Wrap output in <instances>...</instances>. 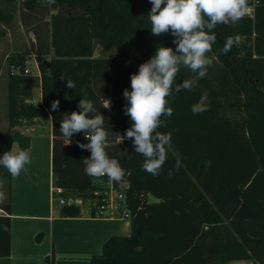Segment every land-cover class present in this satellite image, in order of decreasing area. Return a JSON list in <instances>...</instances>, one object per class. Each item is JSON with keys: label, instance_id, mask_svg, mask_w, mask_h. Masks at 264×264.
<instances>
[{"label": "trees", "instance_id": "16d2710c", "mask_svg": "<svg viewBox=\"0 0 264 264\" xmlns=\"http://www.w3.org/2000/svg\"><path fill=\"white\" fill-rule=\"evenodd\" d=\"M15 1L0 0V37L18 12ZM54 4L62 10L51 14L50 43L41 40L35 50L39 73L25 70L30 51L8 55L9 128L0 131V157L12 150L17 128L51 118L54 186L63 188L64 195L90 198L95 178L86 175L83 159L91 153L76 143L89 141L81 132L66 145L59 129L66 114L79 111L81 99L91 100L96 113L89 115L105 117L106 152L127 172L132 232L110 237L90 264H226L241 259L264 264V0L255 18L245 15L237 23L216 26L208 53L215 58L207 75L191 91L167 98L174 112L170 119L162 117L166 127L157 131L171 135L175 154L169 152L155 176L142 170L144 157L135 152L132 140L119 141L132 126L124 114L123 91H131V74L159 46L175 49L174 37L151 34L150 0ZM23 6L34 11L49 5L24 0ZM230 37L239 40L224 54ZM96 43L109 54L96 57ZM194 76L181 67L176 83ZM66 80L75 88L69 89ZM35 88L41 89V103L34 101ZM205 93L209 110L194 115L191 107ZM55 100L60 104L53 111ZM231 111L244 116L231 118ZM0 177L11 175L0 166ZM149 195L158 201L151 202ZM0 208L10 214L11 204ZM63 208L65 215L81 214L79 206ZM11 229L10 215L0 214V257L11 255Z\"/></svg>", "mask_w": 264, "mask_h": 264}, {"label": "clouds", "instance_id": "9594fccd", "mask_svg": "<svg viewBox=\"0 0 264 264\" xmlns=\"http://www.w3.org/2000/svg\"><path fill=\"white\" fill-rule=\"evenodd\" d=\"M39 2L52 5L55 0ZM150 3L152 8L148 17L151 34L161 36L170 33L176 47L159 46L155 55L140 64L137 73L131 74V91L125 89L123 97L127 101L124 114L132 121V126L125 135L120 136V142L132 140L135 152L144 157L142 170L155 176L161 174L169 152L175 154L171 135L157 131L162 126L166 127V119H170L174 112L168 107L167 98L174 92L191 91L198 80L207 75V69L215 58L214 55L208 56L216 40L213 30L218 24L239 22L247 14L249 5L248 0H150ZM237 40L239 37L235 40L228 38L222 52L230 53ZM181 67L189 69L195 76L176 83ZM60 80H64L63 76ZM66 81L69 89L75 88L74 82ZM59 104V100L53 101L51 109L57 110ZM78 107L79 111L66 114L60 122L59 130L66 145L72 143L74 134L84 133L89 142L76 143L91 153L90 157L83 159L86 175L94 178L107 176L111 181L120 182L125 170L106 152L108 132L104 128L105 117L101 113L89 115L96 113L91 100L81 99ZM208 110V96L205 93L192 105L191 111L197 115ZM28 163L29 153L15 146L0 157V166L12 177L18 176Z\"/></svg>", "mask_w": 264, "mask_h": 264}, {"label": "crops", "instance_id": "0c3cea01", "mask_svg": "<svg viewBox=\"0 0 264 264\" xmlns=\"http://www.w3.org/2000/svg\"><path fill=\"white\" fill-rule=\"evenodd\" d=\"M13 51L22 50L10 49L6 52L3 67L5 64L8 67L7 58ZM2 68L0 75L3 74ZM7 70L9 72V67ZM34 101L41 103L42 94L40 101L35 98ZM43 122H48L51 127L47 138L42 135L26 137L24 130L34 131ZM2 124L7 130L9 118L2 119ZM13 133L12 147L27 151L30 163L16 177H0V204H11L10 214L2 208L0 214L10 215L12 222V252L10 256L0 257V264H90V258L102 253L104 243L110 237L131 234L130 219L95 217L85 210H81L80 215L69 216L63 213L65 205L57 207L52 171L51 118L33 119ZM45 140L49 148L46 172L41 166ZM226 264H253V261L241 259Z\"/></svg>", "mask_w": 264, "mask_h": 264}, {"label": "rangeland", "instance_id": "374dc122", "mask_svg": "<svg viewBox=\"0 0 264 264\" xmlns=\"http://www.w3.org/2000/svg\"><path fill=\"white\" fill-rule=\"evenodd\" d=\"M16 5L18 12L10 25L7 28V35L0 37V68L3 67V55L6 54L10 49L14 50H27L31 54L28 56L31 65L35 72H38L39 68L35 60V50L37 45L41 40H48L50 43V34H51V14L61 11L62 8L52 4L49 6L39 7L34 11H27L23 6L24 0H16ZM4 50L5 52H1ZM109 53L104 52L98 43L95 44L94 55L107 56ZM217 62V61H215ZM3 74L0 75V131H4L6 128L2 124V119L8 120V67L5 66L2 68ZM40 88L34 89V98L37 101H40ZM3 104V105H2ZM231 118L242 119L244 114L241 111H231L229 113ZM36 130L29 131L24 130V133L27 138L35 137L36 135H42L45 138L49 136L51 130L50 124L48 122H43ZM16 130H19L16 129ZM48 141L45 140L44 149L42 151V164L45 172L48 169V159H49V148ZM151 202H157L158 199L153 195H149ZM55 202L57 207H60L59 200L57 195H55Z\"/></svg>", "mask_w": 264, "mask_h": 264}, {"label": "built area", "instance_id": "2783aa9c", "mask_svg": "<svg viewBox=\"0 0 264 264\" xmlns=\"http://www.w3.org/2000/svg\"><path fill=\"white\" fill-rule=\"evenodd\" d=\"M262 3L263 0H248L249 6L246 15L255 18L256 8ZM25 70L26 72L39 73V70L38 72L34 71L28 58L26 60ZM116 160L119 162L118 159ZM94 183L95 188L91 193V197L88 199L74 194L64 195V190L60 187H55L54 193L57 195L59 204L62 206H79L81 210H85L91 216L95 217L131 220L132 212L128 196L130 182L127 177V172L125 171V175L120 182L111 181L107 176H103L95 178Z\"/></svg>", "mask_w": 264, "mask_h": 264}]
</instances>
